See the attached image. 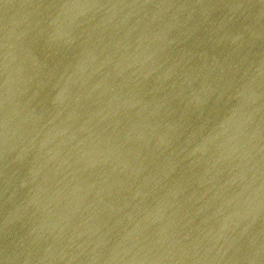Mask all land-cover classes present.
<instances>
[{
    "label": "water",
    "instance_id": "95a60500",
    "mask_svg": "<svg viewBox=\"0 0 264 264\" xmlns=\"http://www.w3.org/2000/svg\"><path fill=\"white\" fill-rule=\"evenodd\" d=\"M0 264H264V0H0Z\"/></svg>",
    "mask_w": 264,
    "mask_h": 264
}]
</instances>
